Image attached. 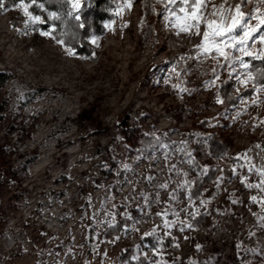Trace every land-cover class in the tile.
Listing matches in <instances>:
<instances>
[{"label":"rangeland","instance_id":"rangeland-1","mask_svg":"<svg viewBox=\"0 0 264 264\" xmlns=\"http://www.w3.org/2000/svg\"><path fill=\"white\" fill-rule=\"evenodd\" d=\"M2 2L0 145L24 169L0 185V264H123L126 247L145 264H264V87L234 105L221 96L227 81L235 94L251 84L248 62L264 59V2L207 0L199 29L185 32L164 11L183 17L181 0H151L145 20L143 0H117L89 50L58 43L57 9H29L31 22L19 0ZM237 6L260 30L243 46V28L216 37L226 56L204 51L207 22L227 29ZM212 133L226 158L210 157ZM223 162L230 172L189 201L197 167Z\"/></svg>","mask_w":264,"mask_h":264},{"label":"trees","instance_id":"trees-1","mask_svg":"<svg viewBox=\"0 0 264 264\" xmlns=\"http://www.w3.org/2000/svg\"><path fill=\"white\" fill-rule=\"evenodd\" d=\"M67 0H37V4H43V8L32 5L29 9L36 14H45L49 9H57L59 19H55L57 30L61 32L58 36L64 41L69 43L70 46L77 50H89L87 43V36L91 30H101V22L106 21L111 17L112 7L116 4L117 0H80L79 15L80 19H74L67 15L68 9H61V5L65 4ZM144 9L143 17L153 13L154 6L151 0H143ZM28 3V0H25ZM35 6V7H34ZM41 9V10H39ZM83 27H80V25ZM248 70L252 75V83L240 90L235 94L233 90V83H227L221 88V96L228 105H234L238 102L241 96L247 97L255 92V88L264 87V59H253L248 62ZM9 78V75L0 73V85H4ZM144 144L148 143L146 138H143ZM208 147L210 157L221 160L226 158L227 146L220 139L219 135L214 133L208 137ZM4 146L0 145V185L6 180H15L23 172L24 166L18 165L10 167L5 162ZM230 159V158H228ZM230 168L228 164H216L208 169L197 167V174L193 176L192 184L190 185L187 193V199L191 202L198 200L205 196L208 187L214 183L221 173L228 174ZM137 209H132L129 217H119L112 225L108 226L103 233V236L110 238L112 234L119 233L125 226H127L130 219L138 216ZM203 221V214H197L190 222L192 226H197ZM119 258L123 264H145L143 257H134V251L131 247L122 248L119 253Z\"/></svg>","mask_w":264,"mask_h":264},{"label":"snow or ice","instance_id":"snow-or-ice-1","mask_svg":"<svg viewBox=\"0 0 264 264\" xmlns=\"http://www.w3.org/2000/svg\"><path fill=\"white\" fill-rule=\"evenodd\" d=\"M264 2V0H262ZM68 3L71 5V10L69 11L68 15H72L74 11H78L80 7V0H68ZM177 3V0H168L169 5H175ZM181 3L184 5V7H180L179 11L184 13L183 17L177 16L176 10L171 7H166L164 11H167L169 13V18L176 17L177 20H183L186 23H184L180 27V31H189L192 28L199 29V23L203 18V9L207 7V0H181ZM32 5H36L39 8H43V4H37V0H28V3H25V0H19L18 6L22 7L24 10L25 15L28 16L29 21L36 22L40 21L39 16H34L32 13L29 12V8ZM129 7L131 4L129 3ZM4 8V4L2 0H0V9ZM213 15H215V12H213ZM49 19H59V16L55 12H50L48 14ZM76 19H79V16L75 17ZM257 19L260 20V24H264V18L257 17ZM244 13L240 12L239 6H237L236 9V16L233 17L232 24L227 28L223 29L221 25H217L215 21L207 22L208 31L204 32V44L201 45L202 48H204V51H209L210 47L215 46L216 51L220 53L221 56H226V53L223 51V48H221L219 45H217L216 37H224L230 33L235 32L238 28L244 29L243 37L237 41L238 44L244 45L245 42L253 37V33H256L260 29L258 27H251L248 28L244 23ZM80 27H83L81 24ZM105 27H109V25H105ZM196 34H199L197 31ZM42 35L48 36L50 35L49 32H43ZM55 38V37H53ZM233 40H235V37H232ZM261 42H264V35L260 36ZM58 43L63 44V40H59ZM93 43H96V40H93ZM229 45L225 44L224 47H228ZM240 50L242 52H245V55L252 56V53L247 52L244 47H241ZM68 53L71 55L73 54L71 49H67ZM241 64H244L243 61H241ZM248 65L244 64V67H247ZM238 78V77H237ZM220 102V101H218ZM255 197H253V200Z\"/></svg>","mask_w":264,"mask_h":264}]
</instances>
